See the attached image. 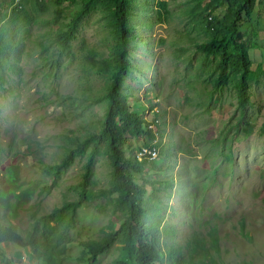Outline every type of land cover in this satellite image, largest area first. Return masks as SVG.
I'll use <instances>...</instances> for the list:
<instances>
[{"label": "rangeland", "instance_id": "374dc122", "mask_svg": "<svg viewBox=\"0 0 264 264\" xmlns=\"http://www.w3.org/2000/svg\"><path fill=\"white\" fill-rule=\"evenodd\" d=\"M87 1L43 0L42 10L35 0H25L18 12L14 0H0V40L6 46L0 54V223L24 234L38 205L49 212L82 200L68 249L71 261L114 264L122 257L118 248L95 262L79 260L80 240L99 238L111 222L115 228L122 223L107 201L96 198L111 181L105 149L83 192L93 143L55 183L46 171L65 157L64 139L101 130L109 108L98 97L107 93L110 79L93 64L115 55L111 1H94L69 42L70 53L55 39ZM238 1L128 0L129 73L121 97L146 133H126L123 150L135 161L133 179L145 188L141 204L152 207L169 231L163 243L184 249L195 232L206 237L216 228L218 262L264 264V0H254L239 23L249 61L244 111L236 95L240 71L228 68L217 87L220 48L200 50L226 33ZM229 51H235L233 44ZM144 148L155 160L140 158ZM51 184L46 194L43 187ZM240 220L248 240L239 236ZM0 264L41 263L28 248L3 243Z\"/></svg>", "mask_w": 264, "mask_h": 264}, {"label": "trees", "instance_id": "16d2710c", "mask_svg": "<svg viewBox=\"0 0 264 264\" xmlns=\"http://www.w3.org/2000/svg\"><path fill=\"white\" fill-rule=\"evenodd\" d=\"M94 1L88 0L81 9L73 12L70 28L67 31L56 33V42L62 46L64 53H70L69 42L74 38L81 21L90 13ZM109 1L114 6L117 48L114 56L93 64L99 74L106 75L110 79L107 93L98 97V99H105L109 102L103 124L101 123L103 128L82 139L76 137L64 139L65 157L60 164L46 168L55 183L77 158H82L86 154L87 146L93 143V150L87 155L89 159L84 165V179L80 184L83 192L90 184L99 150L101 147L105 149L104 154L111 171V181L108 188L96 194V198L107 201L122 219V223L115 228L114 222H111L99 238L80 240L83 252L79 260L95 262L101 255L110 254L118 248L122 257L114 264H165V256L168 264H221L217 259L219 257V233L216 228H212L206 237L200 232H195L184 249L166 245L163 243L164 234L169 231L163 227V219L154 212L152 207H143L141 204L146 191L133 179L132 170L136 168L135 161L127 157L123 150L126 133L135 137L146 133L142 120L133 111L129 101L121 97L123 80L129 73L126 52L130 37L128 25L130 6L128 0ZM253 1H238L226 33L220 39H213L200 46V50L220 48L222 63L216 80L217 87L225 82L228 68L240 71L236 83V95L242 111L248 103L246 75L249 61L246 47L241 41L239 23L242 12L246 13L252 9ZM35 2L36 8L45 9L43 0H35ZM15 11L20 12L22 8L15 7ZM0 42V54H5L6 46H2V40ZM230 44L234 45L235 51H229ZM0 84H3L1 78ZM234 131L233 129L225 133V138L228 139ZM37 143L38 148L44 147L42 142ZM52 187L53 184L46 185L43 191L48 194ZM82 207V200L65 202L49 212H44L38 205L29 214L30 225L24 234L19 233L10 225L0 223V245L12 243L28 248L41 264H75L71 261L68 249L74 241L72 232L78 227V212ZM238 228L239 236L248 240L242 220L239 221ZM186 250L187 257L184 255Z\"/></svg>", "mask_w": 264, "mask_h": 264}, {"label": "built area", "instance_id": "2783aa9c", "mask_svg": "<svg viewBox=\"0 0 264 264\" xmlns=\"http://www.w3.org/2000/svg\"><path fill=\"white\" fill-rule=\"evenodd\" d=\"M25 3V0H14V7L21 8L23 4ZM140 158H146L149 160L155 159V154L152 153L151 150H148L146 148L142 149V151L139 153Z\"/></svg>", "mask_w": 264, "mask_h": 264}, {"label": "clouds", "instance_id": "9594fccd", "mask_svg": "<svg viewBox=\"0 0 264 264\" xmlns=\"http://www.w3.org/2000/svg\"><path fill=\"white\" fill-rule=\"evenodd\" d=\"M155 160V159H154Z\"/></svg>", "mask_w": 264, "mask_h": 264}]
</instances>
